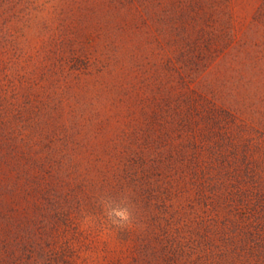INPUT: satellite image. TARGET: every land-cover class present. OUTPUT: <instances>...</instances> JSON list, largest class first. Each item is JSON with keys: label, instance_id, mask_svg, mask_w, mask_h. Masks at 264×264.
I'll list each match as a JSON object with an SVG mask.
<instances>
[{"label": "rangeland", "instance_id": "obj_1", "mask_svg": "<svg viewBox=\"0 0 264 264\" xmlns=\"http://www.w3.org/2000/svg\"><path fill=\"white\" fill-rule=\"evenodd\" d=\"M0 264H264V0H0Z\"/></svg>", "mask_w": 264, "mask_h": 264}, {"label": "clouds", "instance_id": "obj_2", "mask_svg": "<svg viewBox=\"0 0 264 264\" xmlns=\"http://www.w3.org/2000/svg\"><path fill=\"white\" fill-rule=\"evenodd\" d=\"M107 215L112 224L116 225L117 227L123 228L131 224V213L127 207L121 208L119 210L114 209L111 212H107ZM113 216L119 217V219H113Z\"/></svg>", "mask_w": 264, "mask_h": 264}]
</instances>
